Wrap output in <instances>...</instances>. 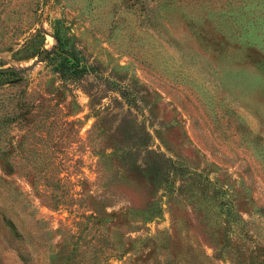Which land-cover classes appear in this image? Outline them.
<instances>
[{"label": "rangeland", "instance_id": "rangeland-1", "mask_svg": "<svg viewBox=\"0 0 264 264\" xmlns=\"http://www.w3.org/2000/svg\"><path fill=\"white\" fill-rule=\"evenodd\" d=\"M5 67L0 264H264V0H0Z\"/></svg>", "mask_w": 264, "mask_h": 264}, {"label": "water", "instance_id": "water-1", "mask_svg": "<svg viewBox=\"0 0 264 264\" xmlns=\"http://www.w3.org/2000/svg\"><path fill=\"white\" fill-rule=\"evenodd\" d=\"M46 55V50H41L37 55H36V59L38 61L42 60L44 58V56ZM14 69L11 67H5V68H0V72H11Z\"/></svg>", "mask_w": 264, "mask_h": 264}]
</instances>
